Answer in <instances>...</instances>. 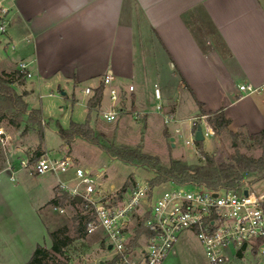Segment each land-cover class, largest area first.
<instances>
[{"label":"crops","instance_id":"0c3cea01","mask_svg":"<svg viewBox=\"0 0 264 264\" xmlns=\"http://www.w3.org/2000/svg\"><path fill=\"white\" fill-rule=\"evenodd\" d=\"M78 3L82 6L74 7V0L6 3L8 27L0 34L5 52L0 57V74L25 76L22 83L14 81L12 88L23 95L29 110H35L28 101L30 79L49 82L58 89L96 80L94 86L79 91L87 110L93 91L111 72L121 100L118 119L136 112L146 124L149 113L142 99L152 86L161 98L156 101L153 92L150 97L161 103L164 113L174 115V124L178 104L171 94H188L191 132L198 103L206 114L224 112L230 121L224 131L227 135L264 130V0H117L115 11L110 0ZM21 64L24 70L19 68ZM241 85H250L255 92L244 95L238 89ZM129 86L133 92L128 91ZM86 88L91 95L83 93ZM104 99L108 102L105 91L95 112ZM1 127L15 131L17 145L5 134L7 149L0 154V264H26L37 246L51 247L49 240L50 245L41 243L48 233L41 232L39 214L72 171L46 182L40 180L45 174L30 176L20 162H33L35 155L27 158L26 145H39L27 138L36 131L23 133L24 121L17 128L5 123ZM41 151L40 155L49 156L47 150ZM64 157L69 155L53 158ZM39 191L46 199L38 197ZM194 243L202 247L191 232L182 233L164 264L209 263L203 248L196 250Z\"/></svg>","mask_w":264,"mask_h":264},{"label":"built area","instance_id":"2783aa9c","mask_svg":"<svg viewBox=\"0 0 264 264\" xmlns=\"http://www.w3.org/2000/svg\"><path fill=\"white\" fill-rule=\"evenodd\" d=\"M15 1L0 0V34L8 27L6 3ZM19 68L24 70L26 67L21 64ZM102 83L110 106L99 113L104 121L113 122L122 112L119 90L114 86L111 72L102 77ZM238 89L244 95L255 92L250 85H241ZM128 91L133 92V87L129 86ZM83 93L86 96L92 94L89 88ZM154 98L156 101L161 98L158 89L154 90ZM155 109L161 113L163 108L156 105ZM131 115L138 118L136 112ZM174 121L172 113L163 114L165 125ZM194 124L201 128L204 139L216 137L205 116L199 120L194 118ZM6 142L5 133L0 130V145L4 147ZM184 145L196 148L193 138ZM195 152L196 149L193 154ZM20 166L30 176L74 171L83 191L79 192L77 187L70 189L62 182L57 189L84 202L85 213L93 217L86 226V235H102L104 248L108 251L110 247L109 251L113 252L110 260L117 258L115 264H164L184 232H191L199 241L209 264H228L239 258L238 254L247 253L264 259V194L252 192L245 186L239 191H213L171 183L154 187L148 183H134L118 191L95 184L102 172L97 171L99 174L93 177L91 171L77 167L70 157L54 159L45 153L31 163L20 162ZM59 212L63 213V210L59 208ZM138 226L147 234L140 235L138 246L131 248Z\"/></svg>","mask_w":264,"mask_h":264},{"label":"rangeland","instance_id":"374dc122","mask_svg":"<svg viewBox=\"0 0 264 264\" xmlns=\"http://www.w3.org/2000/svg\"><path fill=\"white\" fill-rule=\"evenodd\" d=\"M4 56L5 52L2 46H0V57ZM95 84L96 80H93L87 83L83 82L77 86L68 84L58 89L53 87L49 82L37 83L34 79L29 80L27 83L29 93L31 94L28 98L29 107L40 110L43 121L47 122L49 127L44 128V139L41 143L39 142L37 132L31 131L29 133L27 138L30 143L37 142L39 145L35 148H28L26 145L27 158L33 157L37 149H39L41 154L43 148L48 151L51 158L69 155L77 167L91 171L93 177L98 175L97 170L102 168L101 177L98 180L95 179V184L101 188L121 191L124 186L131 187V185H128L129 180L139 185H146L153 178L151 171L136 169L111 159L96 146L90 145L80 139H76L68 145L70 150H65L64 142L58 137L55 123H58L64 129L68 128L70 123H85L87 110L83 106L84 97L79 91L85 86H94ZM152 89V86L150 89H147L142 99V104L149 113L146 124L138 118H133L131 114H125L113 122H106L98 111L91 115V128L100 133L106 140L114 141L117 145L139 148L145 154L158 157L164 166H168L171 161H178L186 165L198 163L201 159L199 150L184 145L185 141L193 138L190 131L191 128L189 127L190 124L187 122L190 119L188 117L190 114L188 108L190 99L187 100L185 96H188V94L186 92L182 93L183 97L182 95H177L176 92H172L171 97L174 101L177 100L178 104L176 108V122L175 124L170 123L165 125L163 123L164 110L162 109L161 113H158L155 109L156 105L161 106V103L155 102V98L150 97L152 96V92L154 95ZM107 110L108 102L104 99L100 111ZM0 130L7 136H9V133L11 143L17 145L14 140L15 131H7L3 127ZM218 138H206L202 143L204 152L218 153L217 155L215 154L217 164L228 163L230 157L236 153L253 159L264 156V146L247 141L244 135L240 136L236 143L224 132L220 133ZM218 140L220 143H218ZM7 142L4 147L0 145V154L2 155L7 149ZM195 149L196 152L193 154V157L189 158L188 151L191 150L193 152ZM54 176L64 177L60 173L55 174L50 172L40 177V180L46 182L49 180L48 178L52 180ZM68 176L70 178H62L63 180L61 181L67 183L68 188L77 187L78 191L82 192L84 187L75 178L74 171L72 173L69 172ZM255 179L252 176L246 177L244 186L252 192L264 194V180L255 182ZM38 194L41 200L46 199L45 193L39 191ZM60 209L63 210V213H60L59 209H52L48 206L43 208L39 214L41 226L43 225V231H41L42 229L40 231L48 233L51 230L67 227L69 235L73 237L74 227L77 224L74 218H79L84 214L83 206L73 207L65 202ZM101 238L102 235L96 234L86 236L84 239L73 240L64 249L63 255L57 257V264H99L109 261L112 258L113 252L107 251L106 248L100 245ZM48 240L50 241L49 237H43L41 238V243L50 245L51 242L48 243ZM192 246L196 250L202 248L198 243H194ZM203 263L209 264L206 261H203ZM228 264H264V259L247 253L241 255L240 258L230 260Z\"/></svg>","mask_w":264,"mask_h":264},{"label":"trees","instance_id":"16d2710c","mask_svg":"<svg viewBox=\"0 0 264 264\" xmlns=\"http://www.w3.org/2000/svg\"><path fill=\"white\" fill-rule=\"evenodd\" d=\"M25 76L23 74L4 75L0 74V125L5 123L8 127L17 128L23 121L25 127L23 133L29 130L37 132L39 142L44 139V128L49 127L47 122H44L40 110H29L27 103L23 99V95H18L12 88L14 81L22 83ZM103 96V83L93 91L91 98L87 102V117L83 124L70 123L68 128H62L58 123H55L56 133L65 145H70L76 139H80L90 145L96 146L111 159L117 160L125 165L136 169H145L153 173V178L148 184L152 187L164 184H174L176 186L200 187L208 190H231L239 191L244 188V180L246 177H255V182L264 180V156L253 159L245 155L236 153L230 157L228 163L217 164L214 154H207L203 151L202 143H195L199 150L201 159L196 164L186 165L178 161H171L168 166H164L160 159L156 156H151L143 153L139 148H131L127 146L117 145L114 141L106 140L100 133L96 132L90 126V117L97 108L100 107ZM198 111L200 115L205 116L207 123L213 129L216 135L227 131L230 121L225 117L222 110L206 114L202 110V105L198 103ZM197 124L192 126V132L196 131ZM234 143L242 134L230 133ZM247 141L257 143L264 146V130L253 135H244ZM40 155L39 149L35 152V158ZM128 185H133L134 182L129 180ZM254 183V182H253ZM127 186H124L125 189ZM69 205L84 206L82 201L77 204L75 197L67 192L56 189V196L49 201L48 207L59 209L64 203ZM264 210V205H263ZM79 218H74L77 224L74 227V236L69 235L67 227H61L56 230L48 231V237L51 242L49 250L37 246L32 257L27 264H57V257L64 253L73 240L84 239L86 235V226L93 220L89 213H85ZM136 237L130 244L131 248L138 246L137 241L140 235L147 232L138 226L136 229ZM100 245L104 247V237L101 238ZM237 257H241L238 254ZM117 258L103 262L102 264H115Z\"/></svg>","mask_w":264,"mask_h":264},{"label":"water","instance_id":"95a60500","mask_svg":"<svg viewBox=\"0 0 264 264\" xmlns=\"http://www.w3.org/2000/svg\"><path fill=\"white\" fill-rule=\"evenodd\" d=\"M200 115V112L197 111L195 112L193 115H192V118H196ZM193 139H194V142L195 143H203V141L205 140L203 135H202V132H201V128L198 126L194 135H193ZM172 141V140H171ZM244 195H246V192H243ZM75 201L77 204H80L81 203V199L79 197H76L75 198ZM110 250V247H108V251ZM102 264V263H100Z\"/></svg>","mask_w":264,"mask_h":264},{"label":"clouds","instance_id":"9594fccd","mask_svg":"<svg viewBox=\"0 0 264 264\" xmlns=\"http://www.w3.org/2000/svg\"><path fill=\"white\" fill-rule=\"evenodd\" d=\"M110 3L113 5V10L115 11L117 9V0H110ZM74 7H79V6H82L78 3V0H74V4H73Z\"/></svg>","mask_w":264,"mask_h":264}]
</instances>
